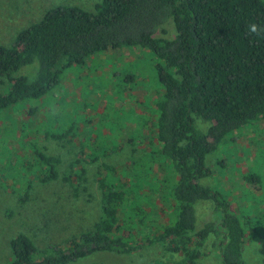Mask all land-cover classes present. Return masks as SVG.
Listing matches in <instances>:
<instances>
[{
    "label": "trees",
    "instance_id": "16d2710c",
    "mask_svg": "<svg viewBox=\"0 0 264 264\" xmlns=\"http://www.w3.org/2000/svg\"><path fill=\"white\" fill-rule=\"evenodd\" d=\"M171 21L176 35L159 37ZM251 25L257 33L250 32ZM130 47L147 49L160 60L162 95L155 103L153 130L158 153L178 176L169 196L170 213L166 207L154 219L131 197L136 179L128 184L122 177L109 185L106 180L117 170L105 167L99 182L101 217L93 228L46 251L19 235L11 241V264H68L94 252L130 254L163 243L183 256L184 263L175 264H201L202 248L213 234L219 238L221 264H247L243 253L251 217H241L228 197L200 181L212 175L206 158L227 135L264 120V0H102L93 12L54 7L10 48L0 45V78L39 64L33 78H14L7 92L0 91V112L44 98L90 57ZM195 116L211 123L207 131ZM71 129L51 127L46 135L71 142ZM31 147L35 163L30 168L38 167L37 179L57 180L60 159ZM63 180L79 191L87 182L86 170L72 163ZM204 201L222 219L199 229L196 207Z\"/></svg>",
    "mask_w": 264,
    "mask_h": 264
},
{
    "label": "rangeland",
    "instance_id": "374dc122",
    "mask_svg": "<svg viewBox=\"0 0 264 264\" xmlns=\"http://www.w3.org/2000/svg\"><path fill=\"white\" fill-rule=\"evenodd\" d=\"M101 1L0 0V45L10 48L24 30L41 22L54 7L93 12ZM163 29L159 37L176 35L172 21ZM159 63L154 53L140 47L98 53L84 66L71 68L44 98L20 102L0 112V264L12 263L11 241L19 235L46 251L92 229L101 217L99 182L105 167L117 170L106 180L109 185L122 177L128 184L136 179L131 197L154 219L159 220L166 207L170 213L169 196L178 176L158 153L159 141L153 130L155 103L162 95ZM38 68L35 62L11 77L0 78V91L7 92L14 78H33ZM50 117L53 126L48 125ZM195 121L203 131L211 126L200 116H195ZM51 127H72L71 142L48 139ZM31 146L60 159L57 180L43 183L37 179L38 167L30 168L35 163ZM72 163L86 170L87 182L79 191L73 189L72 182L71 187L63 180ZM205 165L212 175L202 179L201 185L228 197L241 217H251L246 228L245 261L264 264V120L227 135L219 149L207 156ZM196 208L199 229L221 222L222 215L211 202H201ZM202 251L206 256L199 260L201 264L222 263L219 238L214 234ZM183 261V256L163 243L145 245L130 254L94 252L68 264Z\"/></svg>",
    "mask_w": 264,
    "mask_h": 264
},
{
    "label": "clouds",
    "instance_id": "9594fccd",
    "mask_svg": "<svg viewBox=\"0 0 264 264\" xmlns=\"http://www.w3.org/2000/svg\"><path fill=\"white\" fill-rule=\"evenodd\" d=\"M250 32L251 33H257V26L256 25H251L250 26Z\"/></svg>",
    "mask_w": 264,
    "mask_h": 264
}]
</instances>
